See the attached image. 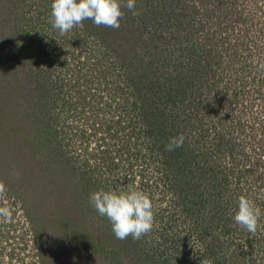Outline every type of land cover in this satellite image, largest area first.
<instances>
[{
    "label": "rangeland",
    "instance_id": "rangeland-1",
    "mask_svg": "<svg viewBox=\"0 0 264 264\" xmlns=\"http://www.w3.org/2000/svg\"><path fill=\"white\" fill-rule=\"evenodd\" d=\"M52 2L0 0V264H264V228L215 246L240 196L264 214V0H119L64 36ZM98 190L147 194L152 232L116 239Z\"/></svg>",
    "mask_w": 264,
    "mask_h": 264
},
{
    "label": "clouds",
    "instance_id": "clouds-1",
    "mask_svg": "<svg viewBox=\"0 0 264 264\" xmlns=\"http://www.w3.org/2000/svg\"><path fill=\"white\" fill-rule=\"evenodd\" d=\"M133 16L139 15L135 9V0H127L124 5ZM124 13L119 0H53L51 4V24L61 36L70 32L75 26L86 20H91L96 26L112 29L120 28V19ZM258 69L264 71V62L258 64ZM181 134L173 137L165 146L167 151L183 145ZM6 186L0 182V199L6 196ZM89 202L101 217H106L112 232L118 240H140L152 232L155 218L150 197L143 191L117 193L115 191L98 190L90 194ZM238 210L233 217L234 222L255 234L260 219V210L255 203L245 196L238 198ZM12 213L8 207H0V223L11 220Z\"/></svg>",
    "mask_w": 264,
    "mask_h": 264
},
{
    "label": "trees",
    "instance_id": "trees-1",
    "mask_svg": "<svg viewBox=\"0 0 264 264\" xmlns=\"http://www.w3.org/2000/svg\"><path fill=\"white\" fill-rule=\"evenodd\" d=\"M260 37H263V36H261L260 35ZM248 58H251L250 57V55L248 56V57H243L242 58V62H244L245 61V59H248ZM16 63V65H18V62H15ZM236 63V62H235ZM245 68H249V64L248 65H246L245 66ZM240 69L241 70H243L244 69V63H241V67H240ZM258 69V68H257ZM258 71H259V74L256 76V79H255V81H251L254 85H256V87H257V96L258 97H261V94H259V90L260 89H263L264 88V71H261V70H259L258 69ZM257 71V72H258ZM258 77V78H257ZM258 80H259V82H258ZM229 83V82H228ZM227 83V84H228ZM259 83V84H258ZM230 85H231V83H229ZM230 85H226V86H224L223 88L225 89V90H227V88H229L230 87ZM236 89H235V87H233V86H231V89L229 90L230 91V93H233L234 91H235ZM221 91H223V90H221ZM220 91V92H221ZM228 91V90H227ZM228 91V92H229ZM226 94V93H225ZM234 94H235V92H234ZM240 94V93H239ZM147 118V117H146ZM105 131H108L109 132V128L108 129H105ZM263 134H264V132H263ZM107 154H109V150H106L105 151ZM167 152V151H166ZM178 151H177V149H175V150H173V151H169V154H171V156H173L172 158L174 159V155L176 156V155H178ZM264 205V204H263ZM263 205H259V207H260V209H263L264 210V206ZM238 210V206H236V208L234 209V210H231L230 211V213L229 214H227V215H225L224 217H223V221H222V235H223V238H222V241H220V240H216V243H215V246H217V247H221L222 248V250H227L228 248H229V246H231L232 247V249H231V252L234 254L235 252L237 253V254H240L241 253V249H242V246H244V247H247V245H245L246 243H247V241L245 242V243H241L240 242V238L242 237V234H243V232H246V230L245 229H243L242 227H240L239 225H237L235 222H234V219H233V217H234V215H235V212ZM263 212L262 211H260V219H259V222H258V227H257V229H260V228H264V214H262ZM155 224H156V221H155ZM258 231V230H257ZM261 232V231H260ZM246 235H248L247 233H246ZM239 237V239H237ZM252 243V241H250L249 243H247L248 245H250ZM231 253V254H232ZM227 254V253H226ZM232 254V255H233ZM231 255V256H232ZM233 257V256H232ZM236 257H237V255H236ZM241 259H242V257H241ZM216 261H218V260H216Z\"/></svg>",
    "mask_w": 264,
    "mask_h": 264
}]
</instances>
